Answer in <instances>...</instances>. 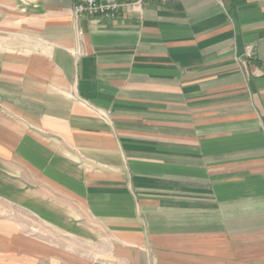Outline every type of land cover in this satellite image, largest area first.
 <instances>
[{
    "label": "crops",
    "instance_id": "0c3cea01",
    "mask_svg": "<svg viewBox=\"0 0 264 264\" xmlns=\"http://www.w3.org/2000/svg\"><path fill=\"white\" fill-rule=\"evenodd\" d=\"M72 1L0 0V264H264V0Z\"/></svg>",
    "mask_w": 264,
    "mask_h": 264
},
{
    "label": "built area",
    "instance_id": "2783aa9c",
    "mask_svg": "<svg viewBox=\"0 0 264 264\" xmlns=\"http://www.w3.org/2000/svg\"><path fill=\"white\" fill-rule=\"evenodd\" d=\"M169 0H73L71 11L74 20L86 17L90 21L100 23L103 20H112L119 16L120 12L126 7L139 8L145 2H161L165 3ZM81 34V32H79ZM244 58L253 57V48L247 46L244 52ZM237 60L242 64L239 57Z\"/></svg>",
    "mask_w": 264,
    "mask_h": 264
}]
</instances>
